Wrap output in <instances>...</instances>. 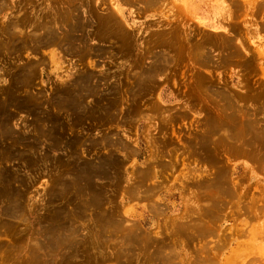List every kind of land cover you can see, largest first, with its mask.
Segmentation results:
<instances>
[{
    "label": "rangeland",
    "instance_id": "obj_1",
    "mask_svg": "<svg viewBox=\"0 0 264 264\" xmlns=\"http://www.w3.org/2000/svg\"><path fill=\"white\" fill-rule=\"evenodd\" d=\"M0 264H264V0H0Z\"/></svg>",
    "mask_w": 264,
    "mask_h": 264
},
{
    "label": "bare ground",
    "instance_id": "obj_2",
    "mask_svg": "<svg viewBox=\"0 0 264 264\" xmlns=\"http://www.w3.org/2000/svg\"><path fill=\"white\" fill-rule=\"evenodd\" d=\"M74 4V3H73ZM78 9H80V8H78ZM68 13V12H67ZM80 16V15H79ZM63 18V17H62ZM77 18V17H76ZM80 18V17H79ZM81 19V18H80ZM83 28V27H82ZM14 36V35H13ZM48 36V35H47ZM71 37V36H70ZM17 40V39H16ZM18 43V42H17ZM15 44V43H14ZM128 48V47H127ZM144 48H146V47H144ZM147 50V49H146ZM95 55V54H94ZM144 56V55H143ZM163 60V59H162ZM140 61V60H139ZM151 65V64H150ZM148 68H149V65H148ZM27 69V68H26ZM158 69V68H157ZM159 70V69H158ZM142 71V70H141ZM145 71V70H144ZM162 71V70H161ZM138 72V71H137ZM151 72V71H150ZM143 73H145V72H143ZM149 73V72H148ZM152 73L153 72H151V75H152ZM30 74V73H29ZM144 75V74H143ZM146 75H147V73H146ZM150 75V76H151ZM31 76V75H30ZM133 76V75H132ZM135 77V76H134ZM141 77V76H140ZM144 77V76H143ZM142 78V77H141ZM140 79V78H139ZM153 79H154V77H153ZM132 81V80H131ZM140 80H138V82H139ZM142 81V80H141ZM154 81V80H153ZM132 84V83H131ZM146 84V83H145ZM21 85H23V84H21ZM133 85V84H132ZM24 86V85H23ZM25 86H26V84H25ZM123 87V86H122ZM27 89V88H26ZM116 91V90H115ZM17 99V98H16ZM114 100V99H113ZM138 100V99H137ZM140 101V100H139ZM113 102V101H112ZM114 102H116V101H114ZM138 102V101H137ZM113 104V103H112ZM109 106V105H108ZM110 106H111V104H110ZM162 106V105H161ZM69 108V107H68ZM110 108H112V107H110ZM109 109V108H108ZM111 110V109H110ZM15 112V111H14ZM95 112V111H94ZM8 114V113H7ZM5 117V116H4ZM10 117V116H9ZM109 117V116H108ZM43 124V123H42ZM2 125V124H1ZM4 125V124H3ZM49 128V127H48ZM110 161V160H109ZM114 163H115V161H114ZM82 178V177H81ZM94 178V177H93ZM92 190V189H91ZM9 213V212H8ZM63 239V238H62Z\"/></svg>",
    "mask_w": 264,
    "mask_h": 264
}]
</instances>
